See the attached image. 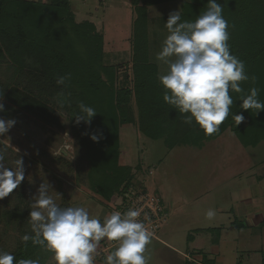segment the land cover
I'll return each mask as SVG.
<instances>
[{
	"label": "rangeland",
	"instance_id": "374dc122",
	"mask_svg": "<svg viewBox=\"0 0 264 264\" xmlns=\"http://www.w3.org/2000/svg\"><path fill=\"white\" fill-rule=\"evenodd\" d=\"M69 1L75 21L90 22L103 35L104 62L120 66L117 84L122 86L126 74L131 78L134 12L130 0ZM174 11L180 13V2L148 8L149 60L157 66L158 76L168 70L156 57L169 35L165 24ZM7 75L4 66L0 67L1 82ZM2 102L6 114L0 112V118L14 119L16 123L0 139L10 138V145L18 149H9L6 167L22 157L25 172L18 188L0 199V251L12 252L21 230L31 229L29 214L23 221L16 217L24 210L17 199L20 186L29 211L40 184L48 182L49 194L58 205L84 207L91 217L101 221L110 215L117 196L106 207L90 188L87 164L81 159L82 152L70 133L66 115L56 111L59 125H47ZM129 109L132 123L119 129L120 164L132 168L139 164L141 169L134 173L133 185L158 195L166 209L164 221L144 253L148 264H203L201 253L211 264H262L264 142L245 148L227 129L202 149L178 146L168 150L162 140L153 141L139 133L136 109L132 104ZM209 209L216 212L211 221L205 218ZM233 222L242 228H233ZM38 260L40 264H56L46 249ZM94 264L103 262L96 260Z\"/></svg>",
	"mask_w": 264,
	"mask_h": 264
},
{
	"label": "trees",
	"instance_id": "16d2710c",
	"mask_svg": "<svg viewBox=\"0 0 264 264\" xmlns=\"http://www.w3.org/2000/svg\"><path fill=\"white\" fill-rule=\"evenodd\" d=\"M170 2H180L181 21H195L208 8V0H130L134 12L131 78L126 74L122 86H118L120 66L105 64L103 35L92 23L75 21L69 0H0V67L4 66L8 73L0 81V97L10 109L47 125H59L56 111L66 115L70 133L82 152L81 159L87 164L88 184L106 207L113 197L134 184V173L141 169L139 164L134 168L120 164L119 129L132 123L131 104L136 109L139 133L153 141L162 140L168 150L178 146L202 149L227 129L245 148L264 142V110L257 114L256 109H242L241 93L230 90L234 103L229 117L211 136L195 123H184V116L163 100L165 90L158 80L157 66L149 60L147 22L148 8ZM217 2L229 24L230 51L245 63L249 76L248 81L240 82L243 94L255 87L258 99L264 103V0ZM62 75L70 79L65 86H58L56 78ZM81 102L97 112L90 123H76L74 115L80 114ZM235 114L244 116L239 125ZM93 134L98 141L90 138ZM19 189L17 199L24 210L16 217L23 221L30 207L23 187ZM260 225L264 226V219ZM232 227L239 229L242 225L233 222ZM21 232L22 236L31 229ZM43 249L31 241L25 245L20 237L10 253L17 259H38ZM201 262L212 263L202 253Z\"/></svg>",
	"mask_w": 264,
	"mask_h": 264
},
{
	"label": "clouds",
	"instance_id": "9594fccd",
	"mask_svg": "<svg viewBox=\"0 0 264 264\" xmlns=\"http://www.w3.org/2000/svg\"><path fill=\"white\" fill-rule=\"evenodd\" d=\"M222 12L223 7L217 0H208L207 10L195 21H181L179 11L170 13L165 24L169 35L156 57L168 66L166 74L158 76L165 90L163 100L184 116V123H195L209 136L218 132L229 117L234 103L230 90L242 94L239 98L242 109H256L257 114L264 110L257 88L243 94L240 82L248 81L249 76L245 63L230 51L229 24ZM68 79V75L58 76L56 84L65 86ZM2 100L3 97L0 112L5 110ZM78 108L80 114L74 115L77 124L90 123L97 113L83 102ZM234 119L239 125L244 116L235 114ZM15 123L14 119L0 118V136H5ZM90 138L94 142L99 140L95 134ZM12 148L18 152L10 145V138L0 139V199L7 197L24 180L22 157L17 156L11 167H6L5 160ZM50 187L48 182L40 184L28 218L31 233L21 236L22 243L26 245L31 241L45 248L53 254L56 264H94L101 241L107 239L116 242V247L106 255L103 264H148L144 253L152 234L138 219L139 210L114 211L101 221L91 217L84 207L58 205L49 194ZM215 216L214 209L205 213L210 221ZM0 264H40V261L17 259L10 252L0 251Z\"/></svg>",
	"mask_w": 264,
	"mask_h": 264
},
{
	"label": "built area",
	"instance_id": "2783aa9c",
	"mask_svg": "<svg viewBox=\"0 0 264 264\" xmlns=\"http://www.w3.org/2000/svg\"><path fill=\"white\" fill-rule=\"evenodd\" d=\"M117 200L118 202L112 208L111 213L114 211L123 213L129 208L139 210L141 215L138 219L145 223L152 237H154L166 216L162 199L155 193L145 191L144 188H136L131 185L117 196ZM102 241L103 247L96 254L98 259H105L106 255L116 247L114 241H108L107 239Z\"/></svg>",
	"mask_w": 264,
	"mask_h": 264
},
{
	"label": "crops",
	"instance_id": "0c3cea01",
	"mask_svg": "<svg viewBox=\"0 0 264 264\" xmlns=\"http://www.w3.org/2000/svg\"><path fill=\"white\" fill-rule=\"evenodd\" d=\"M165 210H166V209H165ZM101 247H103L102 242L100 243V245H99V247H98L97 253H98V251L101 249ZM97 253H96V254H97ZM96 254L94 255V261H96V260L99 261L98 257H96ZM100 262H104V260H101Z\"/></svg>",
	"mask_w": 264,
	"mask_h": 264
}]
</instances>
